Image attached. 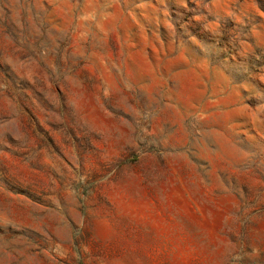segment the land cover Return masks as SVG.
<instances>
[{
  "label": "rangeland",
  "instance_id": "rangeland-1",
  "mask_svg": "<svg viewBox=\"0 0 264 264\" xmlns=\"http://www.w3.org/2000/svg\"><path fill=\"white\" fill-rule=\"evenodd\" d=\"M0 264H264V0H0Z\"/></svg>",
  "mask_w": 264,
  "mask_h": 264
}]
</instances>
